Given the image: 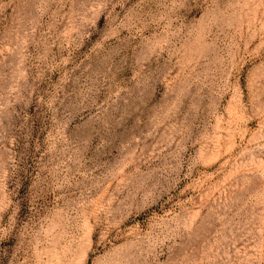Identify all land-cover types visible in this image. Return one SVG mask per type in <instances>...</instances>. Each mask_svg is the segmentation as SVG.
Listing matches in <instances>:
<instances>
[{
    "label": "rangeland",
    "instance_id": "374dc122",
    "mask_svg": "<svg viewBox=\"0 0 264 264\" xmlns=\"http://www.w3.org/2000/svg\"><path fill=\"white\" fill-rule=\"evenodd\" d=\"M0 264H264V0H0Z\"/></svg>",
    "mask_w": 264,
    "mask_h": 264
}]
</instances>
